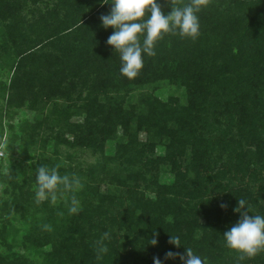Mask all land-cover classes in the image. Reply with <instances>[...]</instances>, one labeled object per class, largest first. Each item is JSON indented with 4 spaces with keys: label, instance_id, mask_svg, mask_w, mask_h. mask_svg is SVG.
I'll use <instances>...</instances> for the list:
<instances>
[{
    "label": "trees",
    "instance_id": "trees-1",
    "mask_svg": "<svg viewBox=\"0 0 264 264\" xmlns=\"http://www.w3.org/2000/svg\"><path fill=\"white\" fill-rule=\"evenodd\" d=\"M230 1L235 8L254 10L251 23L246 21L247 15L237 21L236 15L227 12L223 18L221 5L228 0H208L198 13L200 34L196 39L164 35L155 45L156 55H145L139 75L128 79L120 73V54L107 44L114 29H105L100 19L110 13V2L60 0L46 14L54 23L46 20L41 26L36 39L40 41L30 40L23 46L30 36L19 25L23 22L21 7L14 0H0V20L12 19L2 29V37L5 34L12 41L16 56L24 54L17 74L1 94L5 96L9 88V106L15 105L16 96L18 107L27 105L36 112L32 121L21 126L31 131V142H35L32 133L48 121L77 134L73 140L62 139L72 146L78 143L103 149L100 139L115 136L118 126L125 130L117 153L105 155L86 172L57 164L60 175L80 179L82 187L74 193L80 202L77 214L69 212L73 193L64 192L63 186L58 196L66 195V199L56 204L49 200L36 203L32 189H37L36 169L42 164H33L28 178L9 180L13 199L1 201L0 210L9 213L8 207L16 205L28 229L20 234L11 224L0 225V238L8 245L6 251H0V264H35L37 256L43 264H153L154 257L163 264H181L179 258L165 260V255L169 251L185 254V248H191L206 264H264V251L242 259L241 253L225 246L223 238L241 218L234 211L239 199L246 201L249 216L264 215V205L250 204L248 189L238 187L233 181L236 176H230L231 168L246 172L247 158L264 162V139L255 134L250 119L243 117L238 122L235 117L243 108L262 123L255 110L264 108V0ZM189 2L157 0L165 15L172 6ZM61 10L65 12L62 18ZM47 29L52 30L50 36L45 35ZM8 47L6 41L0 43V50ZM77 83L86 85L87 92L74 100ZM164 83L183 89L180 100L174 94L166 99L160 96ZM137 89L146 91L137 94ZM51 99V109H39L41 100L47 105ZM222 112L229 115L223 127L218 117ZM77 115H85L84 124L70 122ZM212 117L219 126L216 133L211 129ZM142 132L146 141L139 140ZM244 133L257 146L256 152L242 148L238 138ZM159 146L165 148V155L156 154ZM219 147L228 151V163L215 172L211 157ZM157 169L158 173L172 172L175 181L159 184L158 175H152ZM85 176L88 180L82 179ZM227 177L229 181L224 183ZM259 177L264 184V175ZM107 178L110 186L103 192L101 183ZM136 179L144 183L156 179L151 188L155 196L145 199V191L132 186ZM211 192L212 198L208 197ZM123 193L127 207L122 214L109 215L112 208L125 203ZM217 194H223L221 203ZM171 236H178L182 246L170 243ZM152 238L158 241L155 246L150 244ZM102 247L107 251H100Z\"/></svg>",
    "mask_w": 264,
    "mask_h": 264
},
{
    "label": "rangeland",
    "instance_id": "rangeland-1",
    "mask_svg": "<svg viewBox=\"0 0 264 264\" xmlns=\"http://www.w3.org/2000/svg\"><path fill=\"white\" fill-rule=\"evenodd\" d=\"M7 1V0H6ZM13 1V0H8ZM17 4V7H21L20 9V19H23V22H20L19 25L25 28L26 34H28L27 42L23 43V46H26V43H29L30 40H32V43H35L38 32L41 30V26H45L46 20L49 24H53L49 19V16L46 15L49 10H53L54 7H56L60 0H14ZM233 2L228 0L227 5L222 4V15L224 18V13H230L231 15L237 16V21L242 20L244 16L247 17L246 21L251 23L252 18L254 17V10L250 7L243 8V10L233 7ZM58 7V6H57ZM67 11V10H66ZM65 14L64 11L61 10L60 18L63 17ZM45 18H43L44 16ZM44 19V20H43ZM12 19H6V20H0V43H3L6 41V43L9 44L8 49H2L0 50V152L2 155H0V202L4 200L10 201L13 199V195L10 193L11 188V182L9 180L16 179L17 181H20L23 179V177L28 178L30 177L31 173V166L33 164L39 163V164H48L52 167H56L57 164H60L61 166H65L67 168L73 167L76 170H80L81 172H86L90 167L94 166L96 163H98L100 160L103 159L105 155L113 156L118 151L117 143L120 140V136L123 135L125 130L118 126V132H116L115 136L112 138H108L105 141L103 139H100L99 142H102L103 149L101 147H89V146H83L81 144H75V145H69L62 142V139L66 138L68 140H73L75 136L77 135L74 132H71V130H68L66 126L54 125L53 122L48 121L41 129L35 131V133H32V136L35 140V142H31L32 139H29L30 132L28 130H23L21 126L26 120H33L34 114L36 113L34 110H31L28 108V106L24 105L22 107H18L17 104L19 103V99L16 96L14 97L15 105L9 106L7 99L9 97V88L6 90L5 96L1 94L2 88L6 86V88L10 85L13 77L17 74V65L18 61L22 56H16L15 53L12 51V41H7V37H2L1 31L6 28L7 25L10 24ZM254 21V20H253ZM242 22V21H241ZM52 34V30L47 29L45 31L46 36H50ZM14 48V45H13ZM35 48H32L34 50ZM16 59L15 63L13 64V61ZM46 71V70H45ZM76 82L78 80H75ZM75 82V83H76ZM79 82V81H78ZM76 89L73 90V99L76 100L79 95H86L87 88L86 85H82L81 83H77ZM183 90L182 88H180ZM181 90L177 89V86L175 83L171 84H163V89L160 92V96H162L163 99H166L170 94H174L175 98L177 100H180L181 98ZM146 90L137 89V94L140 92H144ZM45 100H41L39 103V109H43L45 106L44 111H48L52 108L54 100L51 99L49 103L46 105ZM60 102H65V100L62 98ZM61 103V105H62ZM79 104V102H76ZM75 103V104H76ZM255 113H257L259 116H261V119H259L262 123L259 124L252 118V116L247 115V113L244 112L243 108L240 111V114H235L236 120L238 122L243 121V117L250 119V125L253 126L254 129H257L255 131V134H259L261 138L264 139V108L262 111L255 110ZM217 115V114H215ZM228 114L225 112L218 113L219 119L224 122V125H219L221 127L225 126L226 123L229 122L228 120ZM263 115V118H262ZM212 127L211 129H214L216 133V127H219L215 119L212 117ZM70 122L72 123H85V115H77L70 119ZM79 133V131H78ZM89 136V134H88ZM147 136L145 132H142L140 134L139 140L146 141ZM33 141V140H32ZM238 141L242 142V145H244L242 148H252L254 152H256L255 144H252L250 142V137L248 133H244V136H241L238 138ZM31 142V143H30ZM237 149L240 150L238 146H236ZM165 148L163 146H159L156 148V154L158 156L165 155ZM228 151H224V148H217L215 151V154L213 157H211V165L213 167V170L217 172L221 167L223 163H228ZM223 158V160H222ZM123 159V158H122ZM248 161L244 163L247 170L245 173H242V171H236L234 168H231L230 170V176L235 175L236 177L233 178V181L238 185V187H243L248 189V194L251 198L250 204L257 203V206H263L264 205V184L263 182L259 181V179H262L263 177H259V174L261 173L264 175V162H258L256 161V158L249 159ZM254 161V162H253ZM248 162V163H247ZM154 174V175H153ZM152 175L157 177V180L159 184H171L175 181V175L172 172L169 171H160L158 173V169L152 171ZM240 178H239V177ZM148 177V176H147ZM192 176H189L191 178ZM83 180H88V178L82 177ZM107 181H103L101 183V189L103 192H107L108 187L110 186V180L109 178L106 179ZM156 179H153V181L149 182H142L141 179H136V184L134 183L132 186L137 191H145L144 198L150 196H155L154 194L151 195V188L152 184L156 183ZM229 178L227 177L224 181V183H228ZM85 182V181H83ZM211 186V183H210ZM36 187V186H34ZM136 187V188H135ZM197 187L201 188L200 183L197 182ZM80 190V189H79ZM120 191H122L120 189ZM36 189H32L33 196L35 197ZM64 194V193H63ZM123 200L125 203L122 206H117L116 208H112L109 211V215L113 214H122L125 207H127L128 203L125 199V193L122 194ZM208 197L212 198L213 193L211 192ZM61 199H66V195L64 196H58V199L56 200V203L60 202ZM217 201L219 203L222 202L223 194H217L216 197ZM47 201V200H45ZM52 203V202H51ZM17 206L14 205L12 207H8L9 213H3L0 210V225L2 223L4 224H11L13 230H16L20 232V234H24L28 229V224L23 220L22 216L18 214V211H16ZM3 213V215H1ZM204 216L202 215L200 217L201 219ZM121 234V233H120ZM119 235V234H118ZM21 236V235H20ZM9 243H12V241H8ZM8 245L2 241L0 238V251L4 252L6 251ZM46 249L49 248V246L45 247ZM34 263L35 264H43L42 259L40 257H34Z\"/></svg>",
    "mask_w": 264,
    "mask_h": 264
},
{
    "label": "clouds",
    "instance_id": "clouds-1",
    "mask_svg": "<svg viewBox=\"0 0 264 264\" xmlns=\"http://www.w3.org/2000/svg\"><path fill=\"white\" fill-rule=\"evenodd\" d=\"M111 3L109 14L100 17L102 26L113 28L107 44L120 54L121 75L128 79L136 78L144 66V56H155V45L164 35L173 34L181 37L196 39L200 34L198 13L206 7L208 0H190L182 7H173L165 15L157 0H104ZM146 13L148 18L144 19ZM141 37L143 39L141 40ZM35 201L37 204L45 200L55 203L63 186L64 192L73 193L70 200L69 212L77 214L80 211V202L75 196L82 184L78 177L60 175L56 167L42 164L36 169ZM221 207H225L222 205ZM244 199L238 200L235 212L240 213V220L228 231L224 232L225 246L241 253V258H253L264 251V215L249 216ZM45 230H51L50 225H44ZM105 238L109 235L105 233ZM157 239L152 238L150 244L155 246ZM170 243L180 247L178 236H171ZM185 254L169 251L165 260L179 258L181 264H206V260L195 254L191 248H185ZM100 251L106 252V248ZM153 264H163L159 257L153 258Z\"/></svg>",
    "mask_w": 264,
    "mask_h": 264
},
{
    "label": "built area",
    "instance_id": "built-area-1",
    "mask_svg": "<svg viewBox=\"0 0 264 264\" xmlns=\"http://www.w3.org/2000/svg\"><path fill=\"white\" fill-rule=\"evenodd\" d=\"M0 155H2V153L0 152Z\"/></svg>",
    "mask_w": 264,
    "mask_h": 264
}]
</instances>
